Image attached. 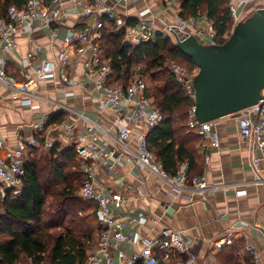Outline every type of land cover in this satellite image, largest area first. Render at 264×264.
Here are the masks:
<instances>
[{
	"label": "crops",
	"instance_id": "1",
	"mask_svg": "<svg viewBox=\"0 0 264 264\" xmlns=\"http://www.w3.org/2000/svg\"><path fill=\"white\" fill-rule=\"evenodd\" d=\"M106 3L114 6L125 25L128 20L139 24L157 16L160 29L165 23H178L181 18L180 4L174 0H107ZM261 5H264V0L249 2L238 21ZM64 7L69 15L59 27L57 36H52L48 27L37 26L34 30L27 28L23 33L16 34V48L4 50L0 47V58L7 62V72L17 80L24 79V59L37 46L42 48L32 59L34 63H57L55 77L38 82L35 87L37 96L33 97L31 104L24 103V95H15L0 84V145L3 148L13 149L19 137L33 135L43 119L49 121L62 112L64 120L47 125L40 134L44 138L40 153L54 144L61 151L73 147L82 134H87V130L78 115L57 103L99 119L107 127L116 119V113L110 106L101 105L104 92L95 88L84 76L86 58L76 54L78 46L72 47V63L66 69L73 82L61 78L58 64L65 34L72 29H86L94 23L92 18L79 14L73 0H65ZM169 36L177 41L173 33ZM29 37H33L34 42H30ZM127 108L131 110L133 104L130 103ZM238 115L236 112L216 119L220 133L218 148L210 145L209 137H201L198 141L200 170L211 186H220L208 198L192 190H186L179 196L169 195L170 185L145 166L124 163L109 169L106 162L98 166L102 185L112 194L123 197L115 212L125 218L124 230L136 237L133 243L115 252L118 264H129L130 257L143 250L144 243L140 237L156 240L167 228L182 230L188 237L199 241L196 258L191 264H248L252 256L245 249L247 243L256 246L260 264H264V182H256V172L251 167L252 157L260 158V173L264 176V153L256 144L241 137ZM74 124V138H71L69 126ZM148 128L146 122L134 127L133 147L137 146L139 137ZM32 154L33 148L27 151V158ZM142 178L146 180L145 185H142ZM230 228L235 230V243L233 241L218 249L215 241L225 236Z\"/></svg>",
	"mask_w": 264,
	"mask_h": 264
},
{
	"label": "built area",
	"instance_id": "2",
	"mask_svg": "<svg viewBox=\"0 0 264 264\" xmlns=\"http://www.w3.org/2000/svg\"><path fill=\"white\" fill-rule=\"evenodd\" d=\"M65 0H26L22 7L12 5L8 9V18L0 23V47L4 50H12L17 47L15 36L23 33L27 28L34 30L37 26L49 28L52 36L59 34V27L69 15L64 7ZM107 0H73L74 6L83 17L92 18L94 23L83 30H69L64 36V49L59 53L61 78L67 82H73L69 78L66 69L72 63V47L78 46L76 54L85 57L84 76L90 80L95 88L104 92L101 105L110 106L116 113V119L110 127H107L99 119H93L84 112L70 109L63 103H57L62 108L73 111L83 123L87 134H82L74 144L78 157L83 160L85 178L80 194L85 199L98 205V215L101 223V233L98 240L91 248V254L84 264H118L115 252L123 246L131 244L136 237L124 230L126 220L118 216L115 207L123 201L122 196L114 195L108 191L98 177L97 168L100 164H107L109 169L124 163L133 166L141 165L149 168L153 173L161 177L170 185L169 195L179 196L186 190H192L203 194L206 198L220 186H211L205 174L193 177L189 173V162L179 165L175 173L167 171L163 164L158 162L153 151L149 147L148 133L158 126L164 119L160 109L153 104V100L147 96V83L143 78L142 66H136L128 83L118 82L108 84L112 74L110 64L104 62L102 50L98 44L102 38V28L105 25L104 17L116 22L117 27H125V22L118 11L106 3ZM126 2L128 0H120ZM172 0H165L171 2ZM252 0H230L231 9L235 21H238L243 8ZM259 6L258 8H262ZM255 9V10H256ZM157 16L143 20L134 27H128L126 42L138 44L154 39L158 34L170 37L169 33L176 35L177 40L182 36L195 35L203 43H216L218 32L206 15L190 18H180L176 24L165 23L158 28ZM193 31V33H192ZM34 42L33 37H29ZM177 42V41H175ZM41 46L30 50L24 59V79L17 80L7 72V62L0 58V84L7 87L15 95H24V103L31 104L33 97L37 96L35 87L39 81L50 80L56 75L57 63L45 61L42 64L33 62L36 52ZM171 72L178 82L187 89L189 96L196 100L194 77L199 69L190 73L182 64L174 61L168 63ZM132 103L133 108L127 106ZM239 130L243 139L256 144L264 153V92L263 97L255 104L240 110ZM142 122L149 126L148 131L141 134L136 147L132 145L134 127ZM189 127L195 130L201 137L210 138V145L214 148L220 146V133L216 127V119L201 121L196 114L195 103L189 111ZM48 125V120L43 119L35 128L31 136H21L13 149L3 148L0 145V201L6 196L12 199L19 198L25 189V172L27 163V151L38 145V136L42 134ZM75 124L69 126V135L74 138ZM102 137L104 139H102ZM26 157V158H25ZM261 159L253 156L251 167L256 172V182L263 183L264 176L260 173ZM142 185L146 184L144 178ZM191 201L193 198L191 197ZM234 228L215 241V246L220 249L230 245L234 241ZM144 243L140 253L133 254L129 264H191L196 258V248L199 241L188 237L184 231L173 228L165 229L156 240L139 238ZM246 251L251 254L249 264H260L259 252L255 245L247 243ZM157 251L161 252L159 257ZM176 258V259H175ZM178 259V260H177Z\"/></svg>",
	"mask_w": 264,
	"mask_h": 264
},
{
	"label": "trees",
	"instance_id": "3",
	"mask_svg": "<svg viewBox=\"0 0 264 264\" xmlns=\"http://www.w3.org/2000/svg\"><path fill=\"white\" fill-rule=\"evenodd\" d=\"M174 1L180 4L182 18L206 15L218 32L216 43L223 44L231 36L235 20L230 0ZM25 2L0 0V20L8 18L10 6L22 7ZM104 22L98 44L104 62L112 68L108 84L128 83L133 69L142 66L147 96L164 115L163 121L148 133L149 147L157 161L170 173L188 161L191 177L203 174L197 153L201 136L188 124L189 111L195 102L166 62L168 59L184 62L191 69L198 66L171 37L158 34L154 39L130 44L126 42L127 28L137 22L128 20L120 29L107 17ZM63 115V112L54 115L48 125L61 123ZM38 142L40 145L33 152L43 145L44 138L38 136ZM83 163L74 146L61 151L54 144L48 152L29 156L23 194L16 199L6 196L0 201V264L87 261L102 229L98 205L80 194L85 178ZM158 255L161 257L160 251Z\"/></svg>",
	"mask_w": 264,
	"mask_h": 264
},
{
	"label": "water",
	"instance_id": "4",
	"mask_svg": "<svg viewBox=\"0 0 264 264\" xmlns=\"http://www.w3.org/2000/svg\"><path fill=\"white\" fill-rule=\"evenodd\" d=\"M177 45L198 66L196 114L201 121L228 116L257 103L264 92V7L234 26L223 43L184 35Z\"/></svg>",
	"mask_w": 264,
	"mask_h": 264
},
{
	"label": "rangeland",
	"instance_id": "5",
	"mask_svg": "<svg viewBox=\"0 0 264 264\" xmlns=\"http://www.w3.org/2000/svg\"><path fill=\"white\" fill-rule=\"evenodd\" d=\"M261 6H263V5H261ZM256 9V8H255ZM253 12H254V10L247 16V17H245L244 19L246 20L248 17H250L252 14H253ZM237 22L238 21H234V26L237 24ZM234 26H233V28H232V30H231V32H230V34H232V31H233V29H234ZM175 60H172V59H168L167 60V62H166V65L168 66V63H172V62H174ZM181 64V63H180ZM182 65L186 68V69H188L189 70V72L191 73H194L195 72V70L196 69H194V68H190V66L188 65V64H186V63H184V62H182ZM42 143V142H41ZM49 150H46L45 152H48ZM36 154H40V148H38V151L36 152H33V154L31 155V157H33V156H35Z\"/></svg>",
	"mask_w": 264,
	"mask_h": 264
}]
</instances>
